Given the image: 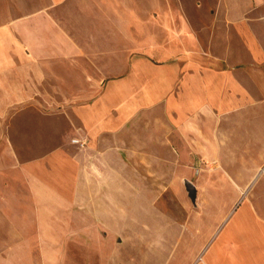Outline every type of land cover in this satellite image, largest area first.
Wrapping results in <instances>:
<instances>
[{
    "label": "rangeland",
    "instance_id": "rangeland-1",
    "mask_svg": "<svg viewBox=\"0 0 264 264\" xmlns=\"http://www.w3.org/2000/svg\"><path fill=\"white\" fill-rule=\"evenodd\" d=\"M196 1L139 0L132 7L140 19L125 15L107 22L105 35L88 38L100 50L78 58L70 82L75 97L67 96L72 89L60 79L59 109L43 118L50 129L38 155L57 149L59 186L41 197L14 194L11 211L0 212L5 262L22 254L29 264H51L47 251L59 249V264H197L219 238L245 236L247 219L264 237V97L257 96L254 74L264 69V59L245 50L236 28L211 19L213 0ZM183 12L196 42L177 34ZM261 15L256 12L251 25L259 34ZM233 44L232 51L223 50ZM134 71L140 91L151 84L161 87L159 96L178 94L182 75L194 71L220 91L188 113L172 111L163 98L146 104L107 132L102 148L91 146L69 105L101 96ZM244 86L251 88L250 101L239 91ZM23 131L11 134L16 151L34 157L35 150L24 146L32 147L36 134ZM186 179L197 188L195 202ZM42 238L53 244L40 243Z\"/></svg>",
    "mask_w": 264,
    "mask_h": 264
},
{
    "label": "crops",
    "instance_id": "crops-1",
    "mask_svg": "<svg viewBox=\"0 0 264 264\" xmlns=\"http://www.w3.org/2000/svg\"><path fill=\"white\" fill-rule=\"evenodd\" d=\"M138 1L0 0V212L11 211L14 194L21 198L41 197L51 195L56 188L54 185L59 186L57 182L54 184V181H58V174L53 168L59 155L57 149L46 158L38 155V150L43 149L44 132L50 129L44 125V113L59 109L55 92L59 93L60 79L71 87V79L75 78L72 70L78 58L100 50L97 44H90L88 38L105 35L109 31L107 22L122 20L125 15H130L131 20L140 19L138 10L132 7ZM196 2L200 5L201 1ZM147 3L154 4V1ZM213 4L211 19L236 28L246 39L245 50L251 54L260 53L264 59V40L259 39V36H264V28L259 34L251 26L256 12H262L260 21L264 26V0H213ZM148 14L155 18L153 11ZM179 17L182 25L177 34L196 42L198 37L188 16L183 12L179 13ZM105 28L107 31H104ZM234 45H225L227 49L223 50L232 51ZM260 68V71L254 72L258 76L257 96L264 97V69ZM169 71L165 69L162 74H168L166 84L172 86ZM147 75L152 78L155 69H151ZM212 84V79L205 81L198 71L186 72L181 77L178 94L159 96L161 87L152 89L151 84L143 92L140 91L144 86L137 82L134 71L111 84L101 96L85 98L82 105L71 103L69 107L79 119L82 131L90 138L91 146L94 144V147L102 148L103 136L115 131L128 115H133L146 104L151 105L163 98L172 111L182 108L186 113L195 111L200 109L198 107L203 98L213 101L219 94L220 90H215ZM226 85L230 86L229 83ZM217 86L219 89V84ZM243 88L239 91L244 99L250 101L253 96L251 88ZM71 89H68L67 96L75 97L74 85ZM113 92L117 96H110ZM74 97L69 101H75ZM17 131L36 134L32 147L24 146L25 149L35 150L34 157H19L17 142L11 135ZM44 220L43 228L48 227ZM252 221H245L248 223L244 228L245 236L219 238L197 264H264V237L252 228ZM258 223L261 225L256 222V226ZM43 242L53 244V240L47 238H42L40 243ZM58 243L54 242L55 245ZM21 255H10L8 262L0 255V264H29V260ZM45 259L51 260V264H59V249L54 253L47 251Z\"/></svg>",
    "mask_w": 264,
    "mask_h": 264
},
{
    "label": "water",
    "instance_id": "water-1",
    "mask_svg": "<svg viewBox=\"0 0 264 264\" xmlns=\"http://www.w3.org/2000/svg\"><path fill=\"white\" fill-rule=\"evenodd\" d=\"M185 183H186V187L189 191L190 197L192 198L193 202H195L196 198H197V188H196L195 184L188 179H186Z\"/></svg>",
    "mask_w": 264,
    "mask_h": 264
},
{
    "label": "built area",
    "instance_id": "built-area-1",
    "mask_svg": "<svg viewBox=\"0 0 264 264\" xmlns=\"http://www.w3.org/2000/svg\"><path fill=\"white\" fill-rule=\"evenodd\" d=\"M73 141L76 142V143H79V144H81L83 146L85 145V141L84 140L74 139Z\"/></svg>",
    "mask_w": 264,
    "mask_h": 264
}]
</instances>
